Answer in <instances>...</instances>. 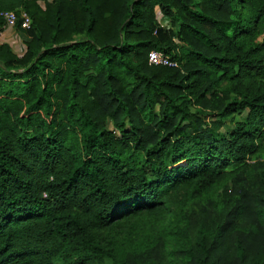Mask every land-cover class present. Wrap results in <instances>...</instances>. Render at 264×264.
<instances>
[{
    "label": "trees",
    "instance_id": "trees-1",
    "mask_svg": "<svg viewBox=\"0 0 264 264\" xmlns=\"http://www.w3.org/2000/svg\"><path fill=\"white\" fill-rule=\"evenodd\" d=\"M4 11L0 264H264V0Z\"/></svg>",
    "mask_w": 264,
    "mask_h": 264
},
{
    "label": "built area",
    "instance_id": "built-area-1",
    "mask_svg": "<svg viewBox=\"0 0 264 264\" xmlns=\"http://www.w3.org/2000/svg\"><path fill=\"white\" fill-rule=\"evenodd\" d=\"M0 18L3 20L5 27L14 29L15 26L19 23L21 29H29L31 24V19L29 15L25 12H20L16 14L12 11L0 12ZM160 26L167 27V24L161 22ZM148 64L150 66H162L168 68H178V61L171 58L170 55L162 52L153 50L149 52L147 57Z\"/></svg>",
    "mask_w": 264,
    "mask_h": 264
},
{
    "label": "rangeland",
    "instance_id": "rangeland-1",
    "mask_svg": "<svg viewBox=\"0 0 264 264\" xmlns=\"http://www.w3.org/2000/svg\"><path fill=\"white\" fill-rule=\"evenodd\" d=\"M46 1H51V0H46ZM40 6L43 8L44 6V2H40ZM4 40V43H8L9 45H11L12 48H14L15 51L19 52V49L22 48V44L20 39L17 37V35L14 33L13 35H9L7 37H0V43H2ZM108 128H111V123L107 124ZM219 194V195H218ZM221 194V189L217 192V194L213 197V201L216 202L219 207L221 208L222 206V196H220Z\"/></svg>",
    "mask_w": 264,
    "mask_h": 264
},
{
    "label": "crops",
    "instance_id": "crops-1",
    "mask_svg": "<svg viewBox=\"0 0 264 264\" xmlns=\"http://www.w3.org/2000/svg\"><path fill=\"white\" fill-rule=\"evenodd\" d=\"M15 32L13 29L11 28H7V27H4V31L2 32V34L0 35V37H7L9 35H13ZM4 42V40H2Z\"/></svg>",
    "mask_w": 264,
    "mask_h": 264
}]
</instances>
